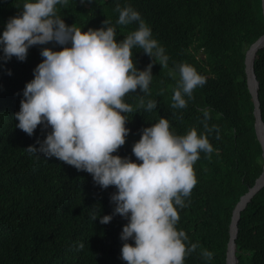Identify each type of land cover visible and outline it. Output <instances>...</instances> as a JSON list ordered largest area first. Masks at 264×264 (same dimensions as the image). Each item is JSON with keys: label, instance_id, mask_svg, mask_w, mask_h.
<instances>
[{"label": "trees", "instance_id": "trees-1", "mask_svg": "<svg viewBox=\"0 0 264 264\" xmlns=\"http://www.w3.org/2000/svg\"><path fill=\"white\" fill-rule=\"evenodd\" d=\"M117 4L140 13L168 61L162 67L153 57L150 94L137 88L124 98L133 107L127 114L130 132L113 155L140 163L132 148L142 129L164 117L176 134L192 127L200 134L204 132L202 110H210L207 123L218 126L219 139L216 131L208 135L213 152H201L194 164L197 183L185 199L187 206L178 208L176 227L199 244L184 264H226L233 210L264 166L245 73L249 46L264 35L262 0H68L66 6L56 7L67 25L75 24L85 32L110 21L120 41L137 29L138 22L118 25ZM45 47L59 51L63 46H32L24 61L0 59V264H127L121 258L124 241L120 237L128 220L117 214L108 224L100 223V217L114 212L110 197L116 188L102 189L86 171L42 152L30 153V136L16 127L23 90L34 78ZM133 60L138 70L152 63L139 48L133 49ZM182 63L193 66L206 83L194 89L192 99L185 96L186 108L173 109ZM255 72L264 121V48L257 54ZM141 97L145 104L156 100L157 108L150 112L139 108ZM50 131L41 125L31 145L39 148L37 141L42 142ZM93 214H99L95 221ZM238 227V264H264V187L242 211ZM128 243L134 245L133 240ZM205 249L213 253L211 260L201 255Z\"/></svg>", "mask_w": 264, "mask_h": 264}, {"label": "clouds", "instance_id": "clouds-1", "mask_svg": "<svg viewBox=\"0 0 264 264\" xmlns=\"http://www.w3.org/2000/svg\"><path fill=\"white\" fill-rule=\"evenodd\" d=\"M84 2V0H81ZM90 2V0H89ZM68 0H2L0 2V50L4 61L27 58L32 46L55 43L63 46L54 51L45 47L43 60L34 69V78L23 90L20 110L15 113L16 127L30 136V153L42 152L91 174L102 189L114 186L110 197L115 204L112 215L100 217L108 224L114 215L128 220L123 226L121 258L127 264H184L185 258L199 247L183 230H177L178 208L187 205L185 199L197 183L194 164L200 153L211 154L208 135L219 128L209 127L210 110L203 111L204 132L192 127L185 134H176L169 119L142 129L132 153L140 163L128 157L113 155L126 143L130 129L127 114L132 105L125 102L129 93L139 88L150 94L153 57L167 67L168 56L140 13L131 6L114 9L119 13L118 25L138 22V27L123 40L117 41V30L105 20L104 27L86 32L75 24L69 26L59 15L57 5ZM21 11V12H20ZM142 49L152 58L144 70H138L133 49ZM179 80L173 90V109H184L193 91L206 83V78L186 63L178 65ZM11 75V72L8 73ZM169 75L175 78L176 73ZM163 94V90L160 93ZM139 108L152 111L156 100ZM50 128L46 138L32 146L41 131ZM210 158V157H209ZM99 214H93L95 221ZM129 240L134 241L128 243ZM81 243L79 248H83ZM206 260L213 253L203 250Z\"/></svg>", "mask_w": 264, "mask_h": 264}, {"label": "water", "instance_id": "water-1", "mask_svg": "<svg viewBox=\"0 0 264 264\" xmlns=\"http://www.w3.org/2000/svg\"><path fill=\"white\" fill-rule=\"evenodd\" d=\"M262 7L264 13V0H262ZM264 48V35H262L259 39H257L254 43H252L245 56V73L248 84V89L253 98L254 102V117H255V131L257 135V139L262 147V155L264 159V121L262 117L261 111V103L259 98V89L260 83L257 79V75L255 72V61L258 52ZM264 187V166L263 172L260 177L256 180L254 186L250 187L248 192L243 195L240 201L237 203L235 209L232 214V221L230 224V240L228 244L227 250V259L226 264H238L237 253V244L236 240L239 233V222L241 213L248 206L249 202L252 198Z\"/></svg>", "mask_w": 264, "mask_h": 264}]
</instances>
